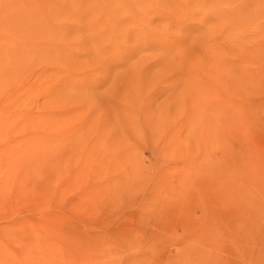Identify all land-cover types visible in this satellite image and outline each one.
Segmentation results:
<instances>
[{
	"label": "rangeland",
	"instance_id": "1",
	"mask_svg": "<svg viewBox=\"0 0 264 264\" xmlns=\"http://www.w3.org/2000/svg\"><path fill=\"white\" fill-rule=\"evenodd\" d=\"M0 264H264V0H0Z\"/></svg>",
	"mask_w": 264,
	"mask_h": 264
}]
</instances>
